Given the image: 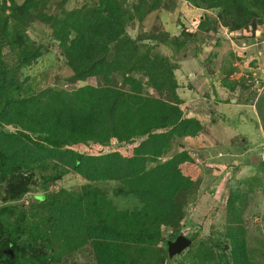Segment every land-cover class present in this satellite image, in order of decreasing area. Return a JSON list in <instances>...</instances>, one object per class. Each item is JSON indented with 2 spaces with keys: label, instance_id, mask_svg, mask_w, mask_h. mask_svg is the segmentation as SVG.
<instances>
[{
  "label": "trees",
  "instance_id": "trees-1",
  "mask_svg": "<svg viewBox=\"0 0 264 264\" xmlns=\"http://www.w3.org/2000/svg\"><path fill=\"white\" fill-rule=\"evenodd\" d=\"M202 1L230 5L239 27L247 24L254 7L264 10V0ZM43 3L0 0L3 199H21L30 191L35 168L50 165L46 184L63 186L80 179L87 187L79 194L63 186L40 195L47 211L40 219L27 218L25 212L13 219L15 206L0 208V264H50V253L38 239L63 251L90 243L97 264H169L172 257L163 245L178 227L177 196L194 186L205 163L214 174L227 165L206 162L191 148L174 151L177 137L197 136L204 129L203 120L191 115L193 106L178 95L168 60L141 52L127 33L126 25L137 14L123 0H94L60 15L44 11ZM134 9L141 11L136 5ZM35 20L47 23L63 50L71 79L84 84L35 90L19 79L18 69L7 67L6 52L15 54L19 69L43 55V47L28 34ZM197 21L192 30L209 29L203 15ZM117 74L123 77L121 86L113 84ZM139 76L173 100L144 95ZM99 77L104 84L96 83ZM98 182L113 183L111 192L91 186ZM247 193L231 189L225 197L230 253L221 254L218 264H254L242 223ZM212 249L202 241L194 254L207 262L214 259Z\"/></svg>",
  "mask_w": 264,
  "mask_h": 264
},
{
  "label": "rangeland",
  "instance_id": "rangeland-1",
  "mask_svg": "<svg viewBox=\"0 0 264 264\" xmlns=\"http://www.w3.org/2000/svg\"><path fill=\"white\" fill-rule=\"evenodd\" d=\"M16 1L21 4L25 0ZM43 1L44 11L60 15L65 10L90 5L94 0ZM123 1L137 14L126 25L127 33L136 40L141 52L166 58L175 77L179 70L178 78L183 82L181 86L193 88H190V93L185 90L190 96H194L192 105L204 106L205 109L211 107L219 114H222L220 110H225L220 109L221 106L226 107L227 111L234 108L237 111L223 114L229 120L236 118L235 115L239 112L243 116V127L233 131L219 124L216 115L199 113L202 120L204 117L201 116L208 117L203 121L204 129L198 137H177L175 140L174 151L182 147L191 148L206 162H224L227 167L221 174H214L210 173L209 163H205L194 186L177 196L175 214L178 227L174 238L169 240H175L179 235L189 237V234H197V238L193 240L189 237L192 240L191 245L170 258L169 264L182 261L188 264H218L221 254L230 253L225 237L227 211L223 204L231 189L248 192L243 200L242 223L253 263L264 264V10L254 7L247 24L239 27L236 25V13H233L228 4L219 7L202 0ZM135 5L141 7L139 13L134 9ZM154 5L157 6L156 9L151 10ZM202 15L209 29L192 30L193 25L198 23L197 18ZM28 34L43 47V55L38 60L19 69L15 54H4L5 64L9 68L18 69L17 75L21 81L35 90L48 87L74 88L84 84L71 79L72 71L63 50L51 35L47 23L33 21L28 28ZM114 47L113 44L112 49ZM139 77L144 83V95L163 96L168 101L173 100L170 93H158L152 88L148 78ZM223 82L232 86L233 92L215 98L219 101L218 104H211V101L205 99L206 94L210 96L213 90L216 91L215 87L219 88ZM96 83L104 84L103 78L99 77ZM113 84L121 86L123 77L117 74ZM221 98L228 102L227 105L221 104ZM242 102L254 105L242 106ZM244 111L251 118L245 117ZM249 111L253 112L250 114ZM238 119V122H242L241 117L238 116ZM220 121L224 125H230L226 120ZM231 135L234 136V143H230ZM256 164L260 166H254ZM52 169L51 165L50 169L35 168L30 191L14 202L3 199L5 183L0 181V208L6 205L15 206L13 219L24 212L27 218L40 219L47 214L42 207L44 202L39 200L40 195H48L63 186L72 194H79L86 189L87 184L80 179H73L63 186L46 184L44 176ZM112 184L98 182L91 186L102 193H110ZM168 241L167 245H163V251H168ZM202 241H207L213 248L214 259L204 262L195 256L194 253ZM38 244L50 253V264H97L90 243L71 251L60 250L57 244L52 248L43 239H38Z\"/></svg>",
  "mask_w": 264,
  "mask_h": 264
},
{
  "label": "crops",
  "instance_id": "crops-1",
  "mask_svg": "<svg viewBox=\"0 0 264 264\" xmlns=\"http://www.w3.org/2000/svg\"><path fill=\"white\" fill-rule=\"evenodd\" d=\"M178 72H179V70H177L176 71V74H177V76H176V80L178 81V89H177V93H178V95L180 96V98L182 99V100H184L186 103H188V104H190V106H193V108H194V110H193V112H191V115H193V116H199V113H198V111L200 112V113H203L204 115H209V116H211V115H216L215 117H218L219 119V121H218V123L220 124L221 123V125L222 126H224L225 128H228V129H230V130H233V131H235V130H239L241 127H243V116L240 114L239 115V113L238 114H236L235 116H236V118H233V119H231V120H229L228 119V117L227 116H224L223 114L224 113H231V112H233V111H237V110H234V108H232L231 110H229V111H227L226 109V107H223V106H221V108L220 109H225V110H220V113H222V114H219L218 112H216L214 109H212L211 107H209V105H208V107L209 108H207V109H205L204 108V106H202V107H200V106H194V105H192V102H191V100H193V97L194 96H190V92L189 91H192L191 89H193L192 87H190V88H183L181 85H182V83L183 82H181L180 81V77L178 78ZM180 75V74H179ZM181 78H182V76H181ZM216 88V91H212L211 92V95L209 96V95H207L206 94V96H205V99L206 100H209V101H211V104H213V103H215V102H217V104H218V102L219 101H216L215 100V98H217V97H223V95H227L228 93H232L233 91V88H232V86H230V85H228V84H226V82H223V83H221V86L218 88V87H215ZM185 90H187L188 92H185ZM197 93V92H196ZM198 97V96H197ZM200 97V96H199ZM211 97V98H210ZM210 98V99H209ZM198 99V98H197ZM221 104L222 105H227V103L228 102H225V99H223V98H221ZM251 102H252V100H251ZM241 105L242 106H246V105H249V106H253L254 104H249V103H244V102H242L241 103ZM242 106H238V107H242ZM250 112V114L253 112H251V111H249ZM209 113V114H208ZM214 113V114H213ZM243 115H245V117H248V118H251V116L250 115H248V113H246L245 111L243 112ZM238 116L239 117H241V120H242V122H238L239 121V119H238ZM202 118H203V121L206 119V117H208V116H201ZM208 119V118H207ZM220 120H226V122H228V124H230V125H224V124H222V122L220 121ZM237 133L238 132H236V134L235 135H237ZM193 137V136H192ZM195 137H198V136H195ZM230 137V139H231V141H230V143H234V136L233 135H231V136H229ZM237 139V138H236ZM187 140V139H186ZM254 166H260V164H256V165H254Z\"/></svg>",
  "mask_w": 264,
  "mask_h": 264
},
{
  "label": "water",
  "instance_id": "water-1",
  "mask_svg": "<svg viewBox=\"0 0 264 264\" xmlns=\"http://www.w3.org/2000/svg\"><path fill=\"white\" fill-rule=\"evenodd\" d=\"M192 243V240L185 236V235H179L175 238V240H169L168 241V252L169 256L173 257L177 254H180L183 250L188 248ZM8 252H12L11 250H8Z\"/></svg>",
  "mask_w": 264,
  "mask_h": 264
},
{
  "label": "built area",
  "instance_id": "built-area-1",
  "mask_svg": "<svg viewBox=\"0 0 264 264\" xmlns=\"http://www.w3.org/2000/svg\"><path fill=\"white\" fill-rule=\"evenodd\" d=\"M257 83H259V81H257Z\"/></svg>",
  "mask_w": 264,
  "mask_h": 264
}]
</instances>
